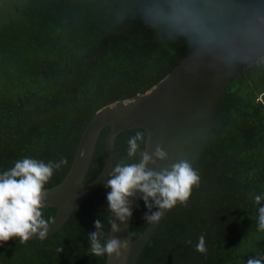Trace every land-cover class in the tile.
<instances>
[{
  "label": "trees",
  "instance_id": "trees-1",
  "mask_svg": "<svg viewBox=\"0 0 264 264\" xmlns=\"http://www.w3.org/2000/svg\"><path fill=\"white\" fill-rule=\"evenodd\" d=\"M1 1L0 171L26 156L66 158L45 188L62 180L99 109L145 93L183 57L252 25L257 14L264 18V0H180L191 21L179 31L145 18L155 0ZM247 69L216 105L212 133L195 166L199 185L186 204L169 210L137 264H246L264 253L253 198L264 194V87ZM109 129L98 138L85 182L105 165ZM138 130L146 133L140 127L119 133L113 165L127 162V140ZM107 191L103 184L45 239L1 244L0 264H106V255H90L87 233L100 218L108 236ZM56 210L45 207L42 215L50 220ZM147 211L140 200L133 238L149 224ZM201 235L204 253L195 247Z\"/></svg>",
  "mask_w": 264,
  "mask_h": 264
},
{
  "label": "water",
  "instance_id": "water-1",
  "mask_svg": "<svg viewBox=\"0 0 264 264\" xmlns=\"http://www.w3.org/2000/svg\"><path fill=\"white\" fill-rule=\"evenodd\" d=\"M263 58L264 18L257 14L252 25L183 57L145 93L99 109L85 126L62 180L45 188L44 208H57L49 220L47 236L57 232L74 209L104 184L113 166L116 139L125 129L144 128L147 151L151 153L160 145L169 153L167 160L149 165L150 168H170L181 159L189 160L195 167L212 133L213 113L222 93L236 76ZM107 125L110 129L106 137L105 165L93 181L85 182L98 138ZM139 197L137 193L133 198V213L141 200ZM168 212L158 223H149L136 238L131 233L132 218L121 225L123 231L120 233L111 231L110 227L108 235L128 239L130 249L121 259L106 255V264H137L141 252ZM15 241H20V237L13 236L3 244Z\"/></svg>",
  "mask_w": 264,
  "mask_h": 264
},
{
  "label": "clouds",
  "instance_id": "clouds-1",
  "mask_svg": "<svg viewBox=\"0 0 264 264\" xmlns=\"http://www.w3.org/2000/svg\"><path fill=\"white\" fill-rule=\"evenodd\" d=\"M145 18L154 26H169L183 31L191 21V12L180 0H167V3L155 0L145 8ZM127 144V162L114 164L104 181L108 189L107 209L111 213L108 222L111 231L116 233L123 231L121 225L133 217L132 203L137 193L148 209L144 221L154 224L168 210L178 204H186L193 187L200 183L198 171L187 159L175 162L170 168H150L149 165L167 160L169 153L160 145L149 153L144 131L138 130L130 135ZM66 163L64 157L45 162L26 156L11 168L0 171V244L13 236L20 237V242L46 238L50 222L42 215L45 185L54 171ZM253 198L258 205L257 231H264V194H256ZM94 225L95 229L87 233L90 255L124 258L130 249L129 240L106 236L100 218L94 221ZM195 247L198 252L207 251L204 235L199 237ZM246 264H264V253L249 256Z\"/></svg>",
  "mask_w": 264,
  "mask_h": 264
},
{
  "label": "rangeland",
  "instance_id": "rangeland-1",
  "mask_svg": "<svg viewBox=\"0 0 264 264\" xmlns=\"http://www.w3.org/2000/svg\"><path fill=\"white\" fill-rule=\"evenodd\" d=\"M3 2L1 1L0 2V5L2 4ZM255 67V69H254ZM253 68V69H252ZM261 69L264 71V58L257 62L255 65L253 66H250L247 70V74L248 76L251 75V77H254L255 79V82H258L259 83V86L260 87H264V75L263 76H260V74H258L257 70L256 69Z\"/></svg>",
  "mask_w": 264,
  "mask_h": 264
},
{
  "label": "crops",
  "instance_id": "crops-1",
  "mask_svg": "<svg viewBox=\"0 0 264 264\" xmlns=\"http://www.w3.org/2000/svg\"><path fill=\"white\" fill-rule=\"evenodd\" d=\"M264 73V72H263Z\"/></svg>",
  "mask_w": 264,
  "mask_h": 264
}]
</instances>
